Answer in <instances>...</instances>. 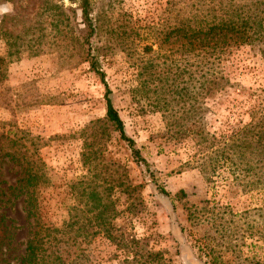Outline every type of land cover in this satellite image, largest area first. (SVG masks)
Returning <instances> with one entry per match:
<instances>
[{
  "label": "rangeland",
  "instance_id": "1",
  "mask_svg": "<svg viewBox=\"0 0 264 264\" xmlns=\"http://www.w3.org/2000/svg\"><path fill=\"white\" fill-rule=\"evenodd\" d=\"M88 3L93 31L86 44L77 1L0 0V123L26 130L42 143L39 154L49 180L38 190L42 222L58 226L74 204L68 187L88 178L80 161V131L104 116L103 87L83 62L89 51L104 74L125 134L147 164L136 165L114 132L100 141L95 162L103 170V185L114 187L111 196L117 210H123L113 224L163 252L166 264H246L243 259L251 257V245L259 247L254 252L262 261L264 196L247 192L245 181L227 168L208 177L201 174L189 162V144L168 138L178 126L168 128L163 119L165 108L170 114L178 111L180 118L181 111L194 120L200 116L203 66L187 53L185 41L165 38L173 26L206 13V3ZM259 58L255 49L242 47L219 67L230 83L258 86L264 83ZM213 119V114L205 116L210 132L218 125ZM190 122L180 121L186 126ZM120 165L129 183L139 185L127 198L115 187ZM16 176V168L0 164L1 189ZM0 215L16 228L0 246V264H18L29 229L20 201L0 204ZM98 244L100 258L108 264L112 249Z\"/></svg>",
  "mask_w": 264,
  "mask_h": 264
},
{
  "label": "trees",
  "instance_id": "2",
  "mask_svg": "<svg viewBox=\"0 0 264 264\" xmlns=\"http://www.w3.org/2000/svg\"><path fill=\"white\" fill-rule=\"evenodd\" d=\"M74 1L85 28L82 41L88 44L93 31L89 3L88 0ZM202 1L206 3V13L191 16L184 25L173 26L165 38L173 43L185 41L187 53L197 59L198 66H203L198 87L200 116L194 120L185 116L188 112L181 111L184 116L180 118L178 111L170 114L171 109L165 108L162 114L167 127L179 128L170 132L168 138L189 144L186 147L191 153L189 162L205 177L227 168L234 178L245 181L243 187L247 192L264 196V83L249 87L230 83L219 67L234 51L249 47L259 54L264 70V0ZM83 62L103 87L104 116L89 122L80 131L83 141L80 161L88 178H79L68 187L74 195V204L58 226L44 224L39 215L38 190L49 184L39 154L42 143L26 130L11 123H0V164L17 169L13 183L0 188V204L19 200L29 226L18 264H104L98 243L112 249L105 261L108 264H166L168 260L163 252L153 251L143 238L127 234L113 224L123 210H117L111 196L114 187L103 185L100 177L103 170L95 162L100 141L114 132L136 165L147 164L134 141L125 134L104 74L92 52H86ZM213 66H218L217 71ZM220 110L226 114L220 115ZM207 114H213V122L218 123L212 132L205 123ZM186 119L191 121L187 126L180 123ZM118 170L115 187L127 198L139 185L129 183L125 166H118ZM159 192L166 196L160 188ZM14 229L0 215V246L11 238ZM261 239L264 241V234ZM258 248L251 245V257L243 259L246 264H264V258L259 261L254 252Z\"/></svg>",
  "mask_w": 264,
  "mask_h": 264
}]
</instances>
